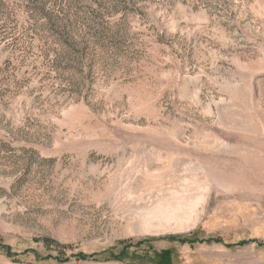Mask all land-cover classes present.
Here are the masks:
<instances>
[{"label":"rangeland","instance_id":"obj_1","mask_svg":"<svg viewBox=\"0 0 264 264\" xmlns=\"http://www.w3.org/2000/svg\"><path fill=\"white\" fill-rule=\"evenodd\" d=\"M0 264H264V0H0Z\"/></svg>","mask_w":264,"mask_h":264}]
</instances>
